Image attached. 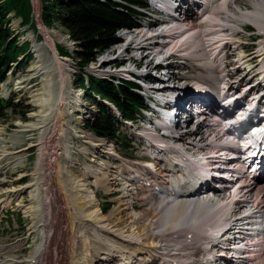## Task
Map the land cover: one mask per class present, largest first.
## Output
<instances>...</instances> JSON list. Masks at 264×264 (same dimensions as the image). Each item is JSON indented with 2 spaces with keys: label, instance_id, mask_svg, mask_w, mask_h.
Segmentation results:
<instances>
[{
  "label": "bare ground",
  "instance_id": "obj_1",
  "mask_svg": "<svg viewBox=\"0 0 264 264\" xmlns=\"http://www.w3.org/2000/svg\"><path fill=\"white\" fill-rule=\"evenodd\" d=\"M158 1V4H162L161 0ZM242 1L183 0L181 5L177 2L174 8L180 15L177 17L174 14L175 17L155 30L142 28L129 33L123 29L119 30L117 33L119 37L126 34L123 36L125 44L115 46L118 49L117 58L120 61L128 59L129 63L146 62L147 67L142 75L150 74L149 71L156 69L159 64L165 65L158 77L152 76L157 79L155 84L158 86L147 85L144 92L160 103L179 101L180 105L186 107L189 102L195 103L205 96L201 93L202 89L196 86L216 90L225 77L243 73L244 70L247 73L240 80L236 78L237 80L232 83V90L239 91L243 87L245 89L242 93L248 95L253 91V94H257L264 90V87L259 86L258 89L250 90H246V87L259 72L260 83L264 84V0H244L248 2L251 10L245 2L241 3L242 5L237 3ZM163 7L168 13L174 11L167 6ZM245 25L253 26L258 31L256 36L260 38L256 53L253 54V61L248 58L250 56L246 53L243 42L244 29L247 27ZM42 30L50 43L41 44L33 39L35 62L28 70L33 75L17 84L18 91H25L34 98V103L39 108L37 113L32 114L33 118L39 119L41 123L39 127L26 125V129L20 131L23 133L40 131L38 147L41 156L34 174L38 179L16 193L22 195L24 189L28 188H34L36 191L37 186L42 183V175L46 176L43 160L45 162L44 157L48 155L44 152L46 149L44 136L53 125H57L61 138L56 147L59 153L55 160V179L60 186L61 196L68 205L71 251L67 263L89 264L87 256L91 251L90 240L93 237L95 242L101 243L104 248L99 264H232L230 260L220 257L227 251L223 247L235 244V240L243 235L247 222L263 217L264 179H247L246 173L242 170L241 179L235 184L224 182L222 190L213 193L212 188L206 190L202 188L192 194V190L201 184V181L192 171L181 165V161L187 157L201 160V157L205 156L214 166L226 163V159L224 160L221 155H214L218 153L215 149L224 137L221 124L208 122L205 115L197 127L194 125L184 133L180 118L176 120L179 117L178 112L174 121L171 117L170 120H163L160 125L149 118L146 122L149 129L144 130V136L137 137L148 146L147 151L150 154L144 155L141 159L153 157L152 165L143 164L141 159L123 164L121 163L123 160L118 158L119 172L115 165L107 162L101 164L102 170L105 168V171L99 172L100 170L91 164H81L73 158L74 146L71 144V137L82 139L85 136L72 125L64 128L66 127L64 123L86 121L92 111L81 109L83 107L79 104L81 96L73 86V77L77 73L72 70L70 60L66 57L61 58L58 54V44L68 45L66 37L58 31H49L44 26ZM223 44H226L225 53L220 51ZM107 55L108 51L100 55L99 61L105 62L115 58L113 55ZM235 55L236 60L230 62ZM177 58L196 64L193 66L178 61L180 65L174 64L173 59ZM120 67L122 68L120 71H123L132 65L126 63ZM188 70L191 71L190 74L186 73ZM176 72L179 74H174ZM36 78L41 79L40 90L36 88L37 84L26 86ZM176 79L187 84L179 83L178 87L172 86L176 84ZM187 85H190L189 88ZM179 92L181 96L176 94ZM207 99L210 100L208 97L201 102L206 103L209 101ZM233 100L231 98L228 104ZM169 125L172 126L170 132L167 128ZM159 126L165 129L162 135L158 134ZM174 127L178 129L174 130ZM64 132L67 135L62 138ZM90 144L95 154L110 153L112 150L116 154L115 148L110 150L109 147L95 141ZM158 147L165 149L160 150ZM206 151H210L212 155H208ZM90 162L94 163L95 159L91 158ZM234 168L242 169V166L236 164ZM90 176H94L95 185L105 190L107 194L118 191L119 187V199H116L118 206L110 216L105 217L99 203L93 200L97 196L88 180ZM238 182L241 185L231 191L230 185H236ZM156 187L161 191L158 192ZM139 192L145 193L141 197L137 195ZM34 198L37 200L36 194ZM135 198L138 199L139 206H142L140 210L135 206ZM8 199L4 201L5 205ZM49 201L52 202L51 198ZM2 204L0 200V206ZM45 204L37 202L26 209L31 218L38 219L37 225L33 223L31 234L40 237L42 241L27 261L22 263L9 261L8 264H42L49 243L46 224L42 227L49 218L44 217V214L39 216V209ZM246 210L253 211L254 215L252 217H245L247 214L241 215ZM222 233L224 234L220 237ZM50 234L53 237V231ZM259 246L260 249H253L255 254L250 255V252H246L251 259L239 264H264V247L262 243Z\"/></svg>",
  "mask_w": 264,
  "mask_h": 264
},
{
  "label": "rangeland",
  "instance_id": "obj_2",
  "mask_svg": "<svg viewBox=\"0 0 264 264\" xmlns=\"http://www.w3.org/2000/svg\"><path fill=\"white\" fill-rule=\"evenodd\" d=\"M33 4V22L34 25L32 26H25L22 24V20L19 19L14 13H8L7 18L9 19V22L7 23V27L10 29L12 34L14 35V38L18 40L19 45H22L26 42L30 45L29 53L31 54V57L29 56V59L26 57H20L18 63H14L11 65L10 69L7 71L5 75V79L3 82H0V97H3L5 99H15V103L18 104L19 110H25V117L20 118L19 113H13L11 111H8L7 116L0 120V137L2 138V141H0V194L1 198L0 200L8 199L9 197H14L13 201L16 203L15 207L12 208H3L0 211V264H6L9 261H15V262H25L27 261L30 256L32 255L33 251L36 249V247L40 244L41 240L38 239L35 235L31 234V231L33 230L34 225H37L38 219L33 218H27L28 214L26 213V209L34 206L37 204L36 198H34L35 189L34 188H28L24 189V194L20 195L16 193L19 189H23L26 186H30L34 183V174L35 170L37 168V162L40 159V151H39V140H40V131H34L32 133H23L20 132L25 128L26 125H39L41 124L38 118H33L32 114H35L38 112L39 108L34 103V98H32L30 95L26 94L25 91H18V86L22 80L27 79L33 75V73L29 72L30 66H32L35 62V52H34V45H33V39H36L41 44H47L50 43L47 39L46 33L43 32L42 27L43 21H42V0H31ZM4 2V0H0V5ZM38 2V3H37ZM246 3V6L248 2L242 1L237 2L238 4L242 5L241 3ZM243 7V6H242ZM250 9V8H249ZM252 9V8H251ZM250 9V10H251ZM150 11H154V9H151ZM152 14V13H150ZM163 19H165V16H162ZM160 19V18H159ZM166 20H168L166 18ZM43 25V26H42ZM247 26V25H245ZM45 29H48L49 31H58L64 37L67 39V44H58V54L61 58H67L70 60V66L72 70H75L77 73L74 74L73 77V83H74V90L79 94V104L80 107L83 106L81 109L84 111H92V113L88 114V119L86 120H93L94 117H96L97 114V107L93 104L91 100H89L85 94L83 93L87 89L83 80L80 81L78 78L79 72L83 71L84 64L82 62L81 57L78 54V51H80V47L78 43L71 40V38L68 36L67 30L58 22L56 23L52 28H48L44 26ZM244 27V26H243ZM242 27V29H243ZM258 34V31L254 28L248 25L244 29V46L246 47V53L249 54L250 57H248L250 60L253 59V54L256 53L259 37L256 36ZM255 35V36H254ZM33 37V38H32ZM46 37V38H45ZM44 40V41H43ZM242 43V40H241ZM120 46V45H119ZM118 46V47H119ZM117 47V46H116ZM115 47V48H116ZM115 48L108 51L109 55L115 56V58L111 59L106 64H103L102 66L99 65L98 59L94 62V64H90L87 68L97 67L98 71L103 72H114V71H120L122 68L119 65L120 60H118V49L114 50ZM248 49V50H247ZM129 51V50H128ZM107 55V56H109ZM236 56L231 58L230 62H233V60H236ZM80 60V61H79ZM101 60V59H100ZM174 62L178 61L177 59H173ZM181 64H184V61H180ZM190 65L194 66L193 62H187ZM73 67H75L73 69ZM141 72L146 70L147 63L142 62L138 63L136 66ZM233 68V66H230ZM81 69V70H80ZM169 70V69H168ZM153 76H157L161 74V72L158 69H154L149 71ZM104 74V73H103ZM190 74V72H189ZM73 75V74H72ZM110 74L103 75L97 78L102 79H109L111 75ZM40 78H36L31 81V83H27L26 86H33L37 84L36 88L41 89L40 85ZM183 82V80H182ZM181 82V83H182ZM187 83V82H184ZM39 84V85H38ZM102 82L100 80H92L90 78V85L91 89L94 92H98V85H101ZM81 87V90H78V88ZM39 89V90H40ZM149 114V113H147ZM184 116V115H182ZM76 116H74L75 118ZM144 118V116H143ZM152 119L154 122H156L151 116L147 115L144 119ZM77 119V117H76ZM143 119V122L135 123V124H123L120 120L121 125H123V132L125 136H129V140H126L125 138H120V143L115 144L114 147H116V152L119 159H122L123 164H128L132 162L131 159H141L144 155H150L149 151H146L147 147H141L140 146V139L137 137L138 135L144 136V125L148 126ZM85 121L78 120L77 122H73L68 124L69 127L72 125L74 129H77L78 131H81L82 134H84V138L82 139H76L75 137H71V144L74 146V153L73 158L74 160H78L81 164H92L94 167L96 166L95 163H90L91 158L93 160L95 159L98 163H103L106 161L105 155L103 154H95V151L92 149L90 142L92 140H95L97 143H103L106 144V141L94 138L90 133H88L87 129H85ZM199 125V124H198ZM187 126V125H186ZM185 126V127H186ZM195 127H197L195 125ZM193 126H189L186 130L189 131V129H192ZM183 129V130H185ZM87 130V131H86ZM84 133H83V132ZM86 131V132H85ZM46 141V149L44 152L48 155H46V161L43 163L44 169L46 171V179L48 181L49 189H48V196L51 198L52 202L48 204V208H50V223L48 226V234L51 237V232L53 231V237H48V244L44 252V256L42 258V264H68L67 262L70 260V234H69V223H68V205L64 201L63 196H61V190L60 186L57 185L56 182V158L58 157V149L56 148L59 142L60 131H58L57 125H53V128L50 129V131L47 133L46 136H44ZM16 140V141H14ZM128 142L126 145L125 142ZM146 148V149H145ZM5 151V153H4ZM4 153V154H3ZM96 156V158L94 157ZM43 159V158H42ZM136 162V161H135ZM120 165V164H118ZM118 165H115L116 167ZM119 170V169H118ZM7 191H13L14 193H7ZM7 194H4V193ZM145 192H139L137 195H142ZM97 198L93 199L99 200L100 207L104 209V211L107 209V214L104 212V216L106 215L110 216L112 213H114L115 209L117 208L116 199L119 196V189L118 191L112 193L111 195H106L104 193H97ZM119 199V198H118ZM156 199H154L155 201ZM35 202V204H34ZM98 203V201H97ZM135 206L137 209H141L142 206H139L138 199L135 198ZM10 213L12 215H10ZM14 213V214H13ZM14 215V216H13ZM10 216V218L8 217ZM20 218V219H17ZM16 220L14 222L10 221ZM23 221L22 222H20ZM34 223V225H33ZM19 227L21 230H19ZM17 231L20 232V234L17 233ZM51 239V240H50ZM157 242V240H155ZM90 242L91 245V251L88 253L87 256V262L89 264H99L100 256L104 252L103 245L99 242H95V238L91 237ZM7 263V264H8Z\"/></svg>",
  "mask_w": 264,
  "mask_h": 264
},
{
  "label": "trees",
  "instance_id": "obj_3",
  "mask_svg": "<svg viewBox=\"0 0 264 264\" xmlns=\"http://www.w3.org/2000/svg\"><path fill=\"white\" fill-rule=\"evenodd\" d=\"M144 5L143 0H42V21L48 28L59 22L67 30L71 40L78 43V54L84 66H87L100 53L120 42L117 37L119 30L140 26L141 14L136 7ZM33 11L31 0H6L0 5V81L5 79L11 65L18 63L21 56L27 59L31 57L29 43L19 45L6 26L9 22L7 15L15 12L23 25L32 26ZM101 82L97 93L92 91L91 85L86 86L87 98L95 102L100 111L87 126L99 137L117 141L120 131L118 122L103 100L113 103L122 117L129 121H138L145 108L144 101L131 91L135 86L132 83L123 82L122 85L115 86L109 82ZM8 111L19 113L21 118L26 113L25 110H19L13 99L0 98V120L7 116Z\"/></svg>",
  "mask_w": 264,
  "mask_h": 264
}]
</instances>
